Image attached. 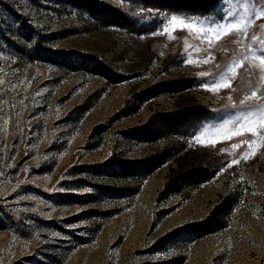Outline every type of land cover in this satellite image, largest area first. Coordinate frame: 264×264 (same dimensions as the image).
<instances>
[{"label":"rangeland","instance_id":"374dc122","mask_svg":"<svg viewBox=\"0 0 264 264\" xmlns=\"http://www.w3.org/2000/svg\"><path fill=\"white\" fill-rule=\"evenodd\" d=\"M100 1L131 25L103 24L75 0H0V264H264V149L217 174L247 149L231 144L251 137L193 143L234 118L229 95L250 91L244 68L235 92L201 87L243 55L241 37L210 46L188 30L152 36L160 13H174ZM243 4L226 0L207 18L223 22ZM198 106L208 119L162 126ZM208 220V232H191Z\"/></svg>","mask_w":264,"mask_h":264},{"label":"snow or ice","instance_id":"6c2138e0","mask_svg":"<svg viewBox=\"0 0 264 264\" xmlns=\"http://www.w3.org/2000/svg\"><path fill=\"white\" fill-rule=\"evenodd\" d=\"M130 2L131 0H122V3ZM147 11L153 13L158 10L147 9ZM144 12L145 9L141 8L135 15H143ZM160 15L162 17V28L153 31L151 33L152 36L167 35L169 39H173L174 31L188 30L190 34L193 32L203 34L210 46L213 41H218L228 35L235 34L241 37L233 41V43L241 46L243 55L241 57L233 56L223 72L214 77L211 82L203 83L201 87L203 90L214 94L219 93L222 89H231L235 92L236 89L232 87V81L237 77V70L244 68L245 72L248 73L247 87L250 91H245L238 100H234L229 95L224 108L235 110L234 118L227 119L216 127L205 128L199 135L194 137L193 143L205 147H215L223 140H231L233 137H242L247 134L251 139H244L240 143L231 144L233 150L241 148V145H247V149L242 151L236 158L225 161L222 167L217 170V174H221L234 166H239L241 163H247L257 155L258 150L264 149V22L257 24V21H264V0H250V2L249 0H244V4L237 13L225 10L223 22L210 21L207 17L201 19L187 13L172 14L170 16L160 13ZM254 27L258 28L259 32L249 35ZM249 39L250 42L245 46L243 41ZM26 40L31 41V37H27ZM209 59H214V57L210 56L202 62L208 63ZM193 62L191 55L187 56L183 61L185 65ZM246 63L247 67L245 66ZM208 75L210 74L207 72L198 73L199 77ZM253 79L255 83H253ZM4 83V80H0V85ZM206 136L212 137V139L205 141L203 138ZM225 151L227 150L220 149L221 153ZM25 154L27 155V153ZM24 171L27 173L30 169H24ZM64 178L62 176L61 180ZM240 180L241 183L244 182L242 176ZM24 182L21 181L20 183ZM17 187H19V184ZM58 190L62 191L63 189ZM85 191H90V189H85ZM244 192L245 194L248 192L247 187H245ZM20 199L30 200L33 197L21 196ZM242 204L243 201H241ZM53 235H56V233H53ZM13 239H15V236ZM172 254V252H169L167 256L170 257Z\"/></svg>","mask_w":264,"mask_h":264},{"label":"trees","instance_id":"16d2710c","mask_svg":"<svg viewBox=\"0 0 264 264\" xmlns=\"http://www.w3.org/2000/svg\"><path fill=\"white\" fill-rule=\"evenodd\" d=\"M77 6L86 9L89 14L96 20H100L106 25H118L127 27L131 25V21L127 19L126 15L118 9H115L100 0H75ZM146 7L154 9H167L174 14L193 15L196 17L218 16L221 5L226 0H139ZM83 63H90L85 61ZM94 65V64H93ZM95 68L105 71V66L102 64H95ZM106 72V71H105ZM210 111L204 107H188L180 112L172 115L163 116V127L172 131H178L190 123H198L210 117ZM215 223V221H214ZM213 225V221L208 220L194 229L191 232L195 234H205Z\"/></svg>","mask_w":264,"mask_h":264}]
</instances>
